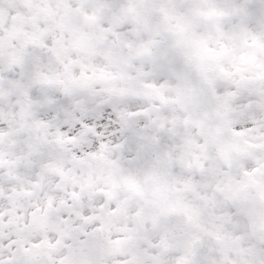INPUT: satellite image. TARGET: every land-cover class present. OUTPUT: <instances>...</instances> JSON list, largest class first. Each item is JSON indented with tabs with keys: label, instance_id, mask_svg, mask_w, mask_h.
Returning <instances> with one entry per match:
<instances>
[{
	"label": "snow or ice",
	"instance_id": "1",
	"mask_svg": "<svg viewBox=\"0 0 264 264\" xmlns=\"http://www.w3.org/2000/svg\"><path fill=\"white\" fill-rule=\"evenodd\" d=\"M0 264H264V0H0Z\"/></svg>",
	"mask_w": 264,
	"mask_h": 264
}]
</instances>
